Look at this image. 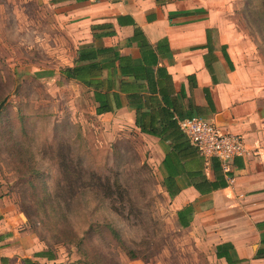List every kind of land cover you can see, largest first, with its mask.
I'll return each mask as SVG.
<instances>
[{"label": "crops", "instance_id": "1", "mask_svg": "<svg viewBox=\"0 0 264 264\" xmlns=\"http://www.w3.org/2000/svg\"><path fill=\"white\" fill-rule=\"evenodd\" d=\"M30 4L52 25L54 45L46 51L55 66L39 71L52 73L61 86L81 87L94 113L92 86L117 94L118 107L97 116L122 136L133 132L151 142L176 224L197 234L220 264H264V73L249 39L239 33L250 24L239 23L236 1L0 0V19L5 11L27 12ZM63 39L72 48L67 56ZM88 49L92 58L78 60ZM89 63L94 70L82 81L61 71ZM193 115L241 135L247 154L232 160L227 186L201 193L180 174V190L170 198L161 162L171 138L182 132L178 119ZM202 157L204 175L215 180L220 169ZM1 189L0 183V264L65 263ZM187 206L191 212L181 211ZM227 246L228 259L218 257Z\"/></svg>", "mask_w": 264, "mask_h": 264}, {"label": "rangeland", "instance_id": "2", "mask_svg": "<svg viewBox=\"0 0 264 264\" xmlns=\"http://www.w3.org/2000/svg\"><path fill=\"white\" fill-rule=\"evenodd\" d=\"M235 1L264 73V0ZM32 6L0 19V183L30 230L63 264H220L176 224L151 142L122 136L81 87L39 71L54 68V41Z\"/></svg>", "mask_w": 264, "mask_h": 264}, {"label": "trees", "instance_id": "3", "mask_svg": "<svg viewBox=\"0 0 264 264\" xmlns=\"http://www.w3.org/2000/svg\"><path fill=\"white\" fill-rule=\"evenodd\" d=\"M105 50V49H103ZM93 49H88L87 51H80L78 60H86L92 58ZM101 51V50H100ZM95 67L94 63L83 64L81 66L65 67L61 71L67 78H74L82 81L84 75L88 71L93 72ZM93 87V100L96 103L95 114L100 115L105 112L113 111L114 108L118 107L117 94H109L108 90L102 91L99 88ZM113 100V104H112ZM172 149L165 154L161 165L163 171L165 172L162 185L170 198H173L178 194L180 188L176 183V176L183 174L187 178V184L192 185L195 189L201 193L209 192L215 189L223 188L227 186V180L225 179V174L219 163L215 158H210L213 164V168L216 171L220 169V175L216 177L215 180L210 181L206 178L203 173L204 158L198 152V149L192 145L189 140L183 135L182 132H177L173 138H171ZM189 211L190 207H185L181 211ZM181 211H178V215ZM179 223L180 222V219ZM183 226L184 224L181 223ZM115 234V233H114ZM227 252L220 253L216 252L218 257H226L228 259V246L225 248ZM129 256H133L129 254ZM118 264V263H117Z\"/></svg>", "mask_w": 264, "mask_h": 264}, {"label": "built area", "instance_id": "4", "mask_svg": "<svg viewBox=\"0 0 264 264\" xmlns=\"http://www.w3.org/2000/svg\"><path fill=\"white\" fill-rule=\"evenodd\" d=\"M177 123L198 152L206 158L218 160L224 172L229 170L235 157L247 154L243 137L239 134L221 131L212 119L193 115L180 118ZM228 180L231 181V179Z\"/></svg>", "mask_w": 264, "mask_h": 264}, {"label": "water", "instance_id": "5", "mask_svg": "<svg viewBox=\"0 0 264 264\" xmlns=\"http://www.w3.org/2000/svg\"><path fill=\"white\" fill-rule=\"evenodd\" d=\"M2 104H3V102L0 104V111H1V108H2Z\"/></svg>", "mask_w": 264, "mask_h": 264}]
</instances>
